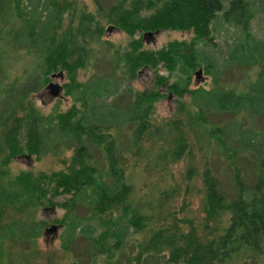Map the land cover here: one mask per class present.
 Listing matches in <instances>:
<instances>
[{
  "label": "rangeland",
  "instance_id": "rangeland-1",
  "mask_svg": "<svg viewBox=\"0 0 264 264\" xmlns=\"http://www.w3.org/2000/svg\"><path fill=\"white\" fill-rule=\"evenodd\" d=\"M55 1L62 7L60 12L53 6ZM141 1H151V5L149 8L141 6L134 13L136 17L149 16L150 12L161 6L162 0ZM21 2L29 13V26L34 28L39 38L54 31V41H66L69 38L67 30H72L69 33L74 32L73 26L78 24L82 15L86 16L85 21L91 20L92 31L84 36L83 41L88 49L87 60L83 66L75 69L73 82H70L62 68L51 70L41 80L32 58L25 57L16 62L0 56L2 73L7 71V78L14 79L18 85L28 84L30 90L26 98H31L34 107L43 115L38 154L25 151L11 156L3 166L7 175L19 170L36 174L67 168L74 144L67 145L68 141L64 142V138L59 136L57 113L73 108L77 110L76 116L80 112L86 113L85 120L98 124L102 132L119 136L125 180L131 184L133 197L142 200L145 211L152 214L151 222L149 220L139 231L130 226L120 228L121 246L113 251L114 257H109V260L114 264H133V255L142 249L141 243L150 231L155 226L170 224L171 221L184 230L188 226L195 227L200 237L213 235L216 220L205 218L204 215L203 168L206 165L225 187L229 184L226 172L231 159L228 155L233 153L245 177L242 180L247 185L250 161L264 153V0H250L253 15L248 21L249 34L246 36L239 27L224 23L219 18L211 23L210 38L198 40L196 44L199 63L189 72L186 88L197 90L181 95L175 94L167 85L172 82L183 85L187 76L185 70L178 67L169 72L161 66L156 69L144 66L138 70V74L136 72L135 77L130 78L122 61L114 64L113 50L121 52L128 47L132 38H140L142 48H158L174 39L188 40L191 37L190 30L162 28L151 39L142 37L144 30L141 28L128 33L111 17L121 10H131L130 2L133 4L134 0ZM114 3L117 6L112 13L107 12ZM9 21L13 24L6 36L10 43L13 41L14 46L21 45L25 26L17 16L12 15ZM97 27L100 29L98 35L95 32ZM245 42L251 53L243 45ZM2 45L0 43V48ZM255 62L261 64L259 76L255 74ZM198 68L200 72L195 75ZM59 70L62 71L61 79L50 77L51 73ZM156 73L166 75L164 84L154 82ZM50 80L61 85L59 95L51 97L44 88ZM154 88L160 96L151 104L150 133L143 138L141 136L136 145L130 146L128 134L131 129L129 117L134 109L133 93ZM217 89L235 91L234 98L242 92H247L248 96L244 104H236L233 98L232 102H225V99L223 102L226 105L220 106L222 100L214 93H204ZM3 96L5 94L1 93L0 97ZM237 108L239 110L235 111ZM199 109L206 121L203 125L198 122ZM212 126H216L228 151L224 150L214 133L210 134ZM54 143L58 145L51 150ZM86 144L96 159L101 156V150L97 149L93 141ZM68 197L67 193L55 194L51 197L52 203L44 201L32 212L31 207L23 211L12 207L1 210L0 264H68L73 258L79 261L78 264L86 263L91 256L87 236L98 232L101 225L95 226L83 218L88 214L85 195L77 197L73 213H69L67 206L60 204L66 202ZM29 214L32 218L28 217ZM19 217L28 223L19 226L15 221ZM61 218L65 222L59 221ZM50 224L56 225L55 230L45 233L44 229ZM106 255L105 252L97 254L91 263L98 264L101 261L100 264H110ZM142 264H154L153 258ZM237 264H264V259L258 262L239 261Z\"/></svg>",
  "mask_w": 264,
  "mask_h": 264
},
{
  "label": "trees",
  "instance_id": "trees-1",
  "mask_svg": "<svg viewBox=\"0 0 264 264\" xmlns=\"http://www.w3.org/2000/svg\"><path fill=\"white\" fill-rule=\"evenodd\" d=\"M150 3L134 0L133 4L130 2L131 10H121L111 19L119 22L128 33H134V30L140 28L144 31L163 28L190 30L191 37L188 40L167 41L163 46L152 49L140 47V38H132L128 47L121 52L113 50V61L114 64L122 61L130 78L135 77L136 72L138 74V70L144 66L151 69L161 66L169 72L178 67L185 70L187 76L183 85L177 82L167 85L175 94L196 92L197 89L186 88L189 72L199 63L196 44L198 40L206 41L210 38L213 21L219 18L224 23L239 27L245 36L249 34L248 21L253 15L250 0H162L161 6L150 12L149 16L134 15L141 6L149 8ZM53 6L57 12L61 11L58 2L55 1ZM115 6L116 3L110 5L107 12L112 13ZM28 14L21 0H0V43H3L0 56L16 62L25 57L32 58L41 80L51 70L62 68L70 82H73L75 69L83 66L87 60L88 49L83 40L92 31L91 20L85 21L86 16H80L78 24L73 26L74 32L69 33L72 30L68 29L69 38L63 42L54 41V31L39 38L34 28L29 26L31 22ZM12 15L22 20L25 26L24 42L17 46L12 44L13 41L10 43L6 36L12 28L13 22L9 21ZM95 32L98 35L100 29L95 28ZM243 45L251 53L247 43ZM257 62L255 74L259 76L261 64ZM7 76V71H0V94H5V97H0V212L6 207L18 211L31 207L32 212L44 201L52 203L53 195L67 193V201L60 204L67 206L69 213H73L77 197L83 194L88 204V214L83 218L95 226L101 225L98 232L87 236L91 256L86 263L92 264L97 254L105 252L107 261L114 264L109 257H114L113 251L121 246L120 228L130 226L139 231L152 220V214L145 211L142 200L133 197L131 184L125 180L119 136L102 132L98 124L85 120L86 113L80 112L76 116L77 110L73 108L58 112V134L64 138V142L68 141L67 145L72 142L74 144L67 168L36 174L29 170H19L8 176L3 166L11 156L25 151L38 154L41 147L39 128L43 115L34 107L33 100L26 98L30 90L28 84L18 85ZM165 80L166 75L156 73V84H164ZM234 92L217 89L204 93H214L222 100L220 106H225L223 101L227 99L225 102H232ZM159 96L156 88L133 93L134 109L129 117L131 129L128 134L130 146L136 145L141 136L143 138L150 133L151 104ZM247 96V92H242L233 100L237 101L236 104H244ZM197 114L198 122L203 125L206 121L200 109ZM209 132L214 133L224 150L228 151L216 126H212ZM89 141H93L97 149L101 150L99 158L96 159L88 150L86 142ZM57 145L54 143L51 150ZM231 154L228 155L231 161L226 172L229 184L225 187L206 165L202 172L204 215L205 218L216 220L215 233L203 238L196 233L195 227L188 226L184 230L178 228L174 221L160 224L142 241V249L133 255V264L147 263L151 258L154 264H237L239 261L258 262L264 259V153L250 161L247 185L242 180L245 177L237 165L235 154ZM28 217L32 218L30 214ZM15 221L21 227L28 223L21 221L20 217ZM59 221L65 222V219ZM78 263L73 258L68 264Z\"/></svg>",
  "mask_w": 264,
  "mask_h": 264
},
{
  "label": "water",
  "instance_id": "water-1",
  "mask_svg": "<svg viewBox=\"0 0 264 264\" xmlns=\"http://www.w3.org/2000/svg\"><path fill=\"white\" fill-rule=\"evenodd\" d=\"M159 31V29H155V30H147V31H143L142 33V37L144 36H147V37H151L154 33H157ZM200 72V69L198 68V70L195 72V75H198V73ZM50 77L51 78H55V77H58V78H62V71L59 70L55 73H51L50 74ZM45 89H47V92L49 93V95L51 97L53 96H57L60 94V90H61V85L55 81H48L45 86H44ZM56 228V225L55 224H50L48 227H46L44 229L45 233L47 232H53Z\"/></svg>",
  "mask_w": 264,
  "mask_h": 264
},
{
  "label": "flooded vegetation",
  "instance_id": "flooded-vegetation-1",
  "mask_svg": "<svg viewBox=\"0 0 264 264\" xmlns=\"http://www.w3.org/2000/svg\"><path fill=\"white\" fill-rule=\"evenodd\" d=\"M111 27V26H110ZM144 38H146V39H151L152 37H147V36H144Z\"/></svg>",
  "mask_w": 264,
  "mask_h": 264
}]
</instances>
